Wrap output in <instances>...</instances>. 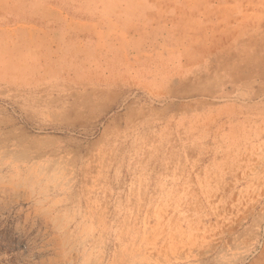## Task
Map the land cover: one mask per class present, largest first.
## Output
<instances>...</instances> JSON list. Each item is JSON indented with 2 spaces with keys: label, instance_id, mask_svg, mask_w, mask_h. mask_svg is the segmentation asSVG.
<instances>
[{
  "label": "rangeland",
  "instance_id": "1",
  "mask_svg": "<svg viewBox=\"0 0 264 264\" xmlns=\"http://www.w3.org/2000/svg\"><path fill=\"white\" fill-rule=\"evenodd\" d=\"M65 6L0 0V264H264V13L182 50Z\"/></svg>",
  "mask_w": 264,
  "mask_h": 264
},
{
  "label": "crops",
  "instance_id": "2",
  "mask_svg": "<svg viewBox=\"0 0 264 264\" xmlns=\"http://www.w3.org/2000/svg\"><path fill=\"white\" fill-rule=\"evenodd\" d=\"M63 1L65 9L73 16L70 25L84 27L91 40L97 35L106 43L154 41L175 46L206 41L197 40L196 36L208 37L209 32L194 27L237 26L238 19H249L253 26V18L258 16L255 11L264 13V8L260 9L264 0H258V3L251 0V4L246 0ZM191 35L192 39L189 38ZM257 41L254 36L247 35L244 49H250ZM183 48L184 45L178 49Z\"/></svg>",
  "mask_w": 264,
  "mask_h": 264
}]
</instances>
